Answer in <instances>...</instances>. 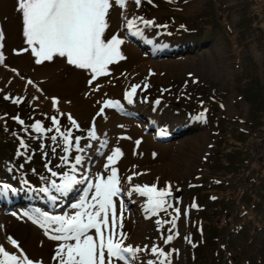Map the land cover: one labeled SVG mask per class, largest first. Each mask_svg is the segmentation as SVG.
<instances>
[{
    "label": "rangeland",
    "instance_id": "374dc122",
    "mask_svg": "<svg viewBox=\"0 0 264 264\" xmlns=\"http://www.w3.org/2000/svg\"><path fill=\"white\" fill-rule=\"evenodd\" d=\"M128 1L123 9L113 6L111 11L115 10L116 16L109 13L105 32L112 29L123 35L143 55L140 62H150L145 68L121 71L119 81H114L113 69L108 70L109 76L88 80L87 89L107 83L114 92L99 95L82 114L64 110L59 104L62 111H57L58 106L48 105L38 94L36 85L35 88L24 81L23 75L31 76L24 69L28 67L27 60L22 56L23 62H17L11 25L0 16V52L4 51V61L0 63V109L24 121L14 140L20 160L7 174L0 173V244L20 255L8 240L12 237L34 262L60 264L58 248L75 241L51 239L59 235L54 231L58 225L42 227L37 221H42V213L74 216L84 209H74L72 205L85 196V204L94 203V189L87 191L88 185L111 175L104 155L109 145L113 147L119 141L121 132L131 128L122 120L124 117L137 125L139 135H150L151 141L163 146V150L140 162L128 159L122 168L118 163L112 166L117 169L122 189L114 198L117 217L122 215V221L118 219L122 227L117 226L112 233L110 214L105 235L112 234L124 245L141 249L128 264H160L161 260L164 264H264V209L251 228V223L237 214L242 206L245 212L252 211V204L245 202L248 194H257L264 201V185L260 188L264 182V0H141L139 7L134 0ZM139 17L154 24L146 26ZM127 21H135L131 31ZM137 29L143 34L133 35ZM31 65L35 68V64ZM17 68L23 69L17 72ZM42 79L33 78L40 83ZM145 84L149 87L145 88ZM134 85L139 87L129 104L124 96ZM17 98L21 102L13 103ZM109 99L119 100L123 110L104 108L101 113ZM201 113L204 119H196ZM68 114L76 119L79 130L71 125ZM53 116L60 121L62 132H72L73 147L67 153L53 127ZM36 121L53 131L36 133L31 128ZM93 124L96 139L88 136ZM157 132L168 136L160 139ZM54 135L55 142L51 139ZM211 136L221 140L211 145ZM75 137L82 138L80 147L84 152L75 149ZM21 140L27 148L21 147ZM216 153L225 157V162L229 159L219 172L210 163L217 160ZM65 156L67 162L62 159ZM76 156L83 158L80 165H75ZM126 165L134 168L127 178ZM200 167L206 176L220 178L226 172L232 179L226 183L209 182L205 175L199 176ZM238 170L246 172L232 175ZM53 172L57 175L53 176ZM13 175L21 181L19 185H13ZM66 176L85 182L61 195L51 185L53 181L62 184ZM128 177H132L131 182ZM5 184L10 187L3 188ZM145 184H155L158 189L170 185L171 196L167 199L171 207L155 215L147 211V197L132 191L136 185ZM45 187L49 189L47 194L39 191ZM51 196L57 199L52 201ZM251 201L255 208L261 205L253 198ZM193 203L198 207H192ZM176 208L180 209L179 218ZM89 233L98 239L94 229ZM169 235L174 238L165 243ZM154 246L162 249L167 259L153 254Z\"/></svg>",
    "mask_w": 264,
    "mask_h": 264
},
{
    "label": "snow or ice",
    "instance_id": "6c2138e0",
    "mask_svg": "<svg viewBox=\"0 0 264 264\" xmlns=\"http://www.w3.org/2000/svg\"><path fill=\"white\" fill-rule=\"evenodd\" d=\"M139 7L141 0H134ZM128 0H18V11L22 14L23 35L26 38V43L31 47L32 54L37 57L36 63L50 61L54 56L66 57L67 62L80 69L89 70L93 75L92 79L109 75V65L125 59L121 52L123 39L113 35L111 39H105L104 34L109 27L108 16L113 6L125 8ZM152 3V0H148ZM146 26L154 24V21L144 20L143 17L137 18ZM135 25V21H127V27L131 31ZM166 27V25L164 26ZM183 27V26H182ZM133 35H142V31L137 29ZM3 39V33L0 32V40ZM3 45L0 44V48ZM4 56L0 52V63H3ZM31 80L28 84H32ZM91 83V81H90ZM139 85L132 86L130 91L125 93L124 99L129 104L133 102V97L136 94ZM145 88L149 85L145 84ZM39 90V89H38ZM98 90V89H97ZM10 97L5 96V99ZM13 103H20V99H13ZM53 106L59 103L56 98H52ZM159 104V100L156 101ZM104 108H115L123 110V105L119 100H107L101 108V113ZM57 111L59 109L57 108ZM21 125L24 121L19 116L13 117ZM196 119H204L201 113ZM53 127L56 133L62 138L65 145L63 151L67 153L70 147H73V139L71 130L62 132L60 130V121L57 117H51ZM68 120L71 125L79 130V125L76 120L68 114ZM31 128L36 133L52 132L53 128L45 129L41 121H36ZM27 129H25L26 131ZM163 134V133H162ZM88 136L91 139H96L95 124L89 130ZM51 139L55 142L57 136H52ZM81 137H75V149L79 152H84L85 149L80 147ZM140 141H136L139 145ZM106 144V142H105ZM21 147L27 148L21 140ZM55 152V148L53 149ZM123 156L119 147H116L111 155L107 156V165L110 167L111 175L107 179L101 177L95 184H89L87 191L94 189V194L91 200L94 203L85 204L87 196L83 197L80 203L73 204L74 209H84L78 211L74 216H49L48 213H42V227L49 225H58L54 228L59 235L51 236V239L57 241H75L74 244H62L57 250L56 257L60 258V264H114V261H124L128 264L130 259H134L136 253L140 252L139 247L124 245L123 240H117L114 235H105V231L109 228V219L111 214V229L115 233L118 219L122 221V215L118 218L116 214V205L114 198L121 194L120 178L117 169L112 167ZM67 162V156L62 157ZM82 157H75V165L82 163ZM73 165V170H75ZM53 176L57 175L55 172ZM87 179V178H85ZM131 177H128L131 182ZM84 179L77 181L74 176H66L63 183L57 185L52 182L54 188L61 195H66L72 191L73 186L77 183L83 184ZM10 186L5 184L3 188L8 189ZM15 192V189H12ZM40 192L47 194L48 188L39 189ZM132 191L140 196L147 197L146 210L151 214H158L159 211H166L167 207H171L168 202V197L171 196V186L164 189H158L153 185H136ZM131 195V192L128 193ZM50 199L55 201L57 198L51 196ZM167 206V207H166ZM192 207H198L193 203ZM90 209H95L94 211ZM123 211V205H121ZM176 218H179L180 209L176 208ZM157 223H160L157 221ZM175 226V220L171 221ZM122 227V223L119 225ZM95 230L96 238L88 235L89 230ZM123 239L126 235L120 234ZM174 237L169 235L165 243L170 242ZM11 245L20 250V255L10 253L5 247L0 244V264H39L34 262L23 250L20 249L19 243L12 237H8ZM152 253L167 259L165 252L158 247H152ZM148 264H153L149 261ZM164 264V260L160 261Z\"/></svg>",
    "mask_w": 264,
    "mask_h": 264
},
{
    "label": "bare ground",
    "instance_id": "6f19581e",
    "mask_svg": "<svg viewBox=\"0 0 264 264\" xmlns=\"http://www.w3.org/2000/svg\"><path fill=\"white\" fill-rule=\"evenodd\" d=\"M128 3H129V1H128ZM17 9H18V0H0V16L2 15L1 18L4 19L3 20L4 22L9 21V23L11 25L12 36H13L12 39L14 42L13 52L18 57L17 62H21L23 60V57L25 56V58L27 60V64H28L27 66L28 67H26V68L23 67V68L27 69V73L31 74L30 77H28V76L24 77V75L22 77L24 78V81H26L27 83L29 80H31L33 82V87H35V85H36L37 89H39L38 94L42 95V97H44L43 100L46 101V103H48V105L51 104V106H52L53 105L52 98H56L59 101L58 104L63 106L64 110H65V108H67L68 110L70 109L71 112L73 111L72 113L82 114L86 110L89 109L88 107H89L90 103H92L93 101H95V102L97 101L99 95H101L103 93H107V92H110V93L114 92L111 89L109 90V87L107 85H110V84H107V83L106 84L104 83V85H101L98 87H94L92 85V87L90 89H87L86 88L87 81L92 79L93 74L89 70L80 69L74 65L69 64L67 62L66 57L54 56L53 59L50 61H43L42 63H36L37 57H35L32 54L31 47L26 43V38L23 35L22 14ZM115 12H116L115 10H112V11L110 10L111 17L115 15ZM118 15H119V13H118ZM113 25H114V23H113ZM112 28H113V26H112ZM111 31H112V29H111ZM111 31L105 32V34H104L105 39H111V37L113 35H116L120 39L124 40V43L121 45V52L124 55L125 59L120 60L116 63H113V64L109 65V67H108L109 71H110V69H113L114 81H116V80L119 81L120 78H122L123 70H125L126 68H131L133 70H134V68H137V69L138 68L139 69L145 68V66L150 61L140 62L141 60H143V55H140V52L130 42L125 40V38H123L124 37L123 35L117 33L116 31H112V32ZM15 33H17V36L15 35ZM3 53H4V51H3ZM31 64H35V68H32L33 65H31ZM1 67H3V66H1ZM23 68H20V69H23ZM36 68H38V71L37 70L35 71ZM20 69L17 68L16 71L18 72V70L20 71ZM34 72L36 74H34ZM136 72H138V71H136ZM115 73H116V75H115ZM33 74L35 75V77H38L39 79H42L44 77H45V79H42L43 81L41 83L36 82L33 80V78H35ZM106 76H109V75H106ZM103 77L104 76H101V77H98L97 79H102ZM100 81L102 82V80H100ZM29 85L31 86V84H29ZM29 85H28V91H29ZM81 86L83 88L82 90H81ZM95 88H97L98 90ZM85 89H87V90H85ZM33 90H34V88H33ZM39 98H41V97H39ZM105 98H106V96L104 97V99ZM59 105H56V106H58V108H59V107H61ZM111 110L113 112L116 111L115 108H111ZM59 111H62V110H60V108H59ZM76 117H77V115H76ZM78 119H79V117H78ZM105 120H108V119H105ZM122 120H124V123L128 122L129 125H131V128L125 130L126 132H121L120 137L118 139L119 141L117 143L115 142L116 145H114L113 147L111 145H109V148L104 155L106 157L105 158L102 157V158L106 159V161H107V156L111 155L112 151L116 147H119L123 153V156L117 162L121 168H122V166H124L126 164L128 159H131V160L136 159V163H137V162H140L144 159H147L148 157H152L154 155V153L157 154L156 153L157 150L159 152V150L163 148L162 145L151 141L152 138L150 135H147V134L144 136L139 135V133H138L139 131H137V129H136L137 125L130 123V118L122 117ZM150 134H152V133H150ZM136 141H140L139 145L136 144ZM112 143H114V142H112ZM101 165H103V164H101ZM126 166H127L126 169L128 171L125 172L126 173L125 177L130 175L134 169L130 165H126ZM136 166H138V165L136 164ZM97 167H99V166H97ZM138 168H141V167H138ZM132 177H134V175ZM118 223H119V220H118ZM118 223H117V226L120 225V223L119 224ZM88 235H90V233ZM23 251H25V250H23ZM30 252H31V250H30Z\"/></svg>",
    "mask_w": 264,
    "mask_h": 264
},
{
    "label": "trees",
    "instance_id": "16d2710c",
    "mask_svg": "<svg viewBox=\"0 0 264 264\" xmlns=\"http://www.w3.org/2000/svg\"><path fill=\"white\" fill-rule=\"evenodd\" d=\"M13 117H16V114L0 109V173H3L4 175L7 174L9 172L8 170H11L12 167L14 168V164L17 163V160H20V154L16 151V144L14 142L15 135H16L15 132H17V129L20 126V123H18L15 119H13ZM211 138H212L211 145H214V146L221 140V139L214 140V136H211ZM215 156L217 157V160H212L210 163L213 165L214 169L219 172L222 169L223 165L225 166L227 165L229 159L227 158L228 161L225 162L226 158L221 157L220 153H216ZM235 165L237 168L239 167L238 164H235ZM199 170H200L199 176L200 175L201 177L204 176L205 173H204L203 167H200ZM245 172L246 170H238L234 172L232 175L245 174ZM223 173L224 175L220 178H218L215 175H209V176L205 175V177L206 179L208 178L207 181L209 182L215 181L218 183V180H219L220 183L221 182L226 183V182L231 181L232 178H227L226 175L228 174L226 172H223ZM11 178L13 179L12 180V182L14 183L13 185H19L21 183L18 177L13 175ZM263 185H264V182L263 184L260 185L261 186L260 188H262ZM261 192L263 191L261 190ZM252 198L261 204L257 206L258 210H256L257 207L255 208L254 202L251 201ZM245 202H247V204H252V207H253L252 211L245 212L244 211L245 206H242V208L237 214L241 215L240 219L243 218L245 219V221L250 222L251 223L250 228H251L254 221L259 219L258 218L259 211L264 209V206H263L264 201L262 200V197L257 194H254L252 197L250 196V194H248V197L246 198ZM251 218H253V220ZM261 222L263 223L264 219L261 220Z\"/></svg>",
    "mask_w": 264,
    "mask_h": 264
}]
</instances>
